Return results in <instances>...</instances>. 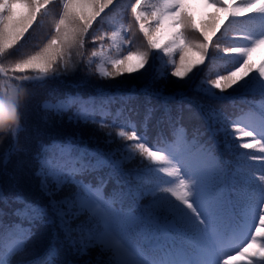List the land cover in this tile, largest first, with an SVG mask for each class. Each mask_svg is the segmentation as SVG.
<instances>
[{
  "label": "snow or ice",
  "instance_id": "snow-or-ice-1",
  "mask_svg": "<svg viewBox=\"0 0 264 264\" xmlns=\"http://www.w3.org/2000/svg\"><path fill=\"white\" fill-rule=\"evenodd\" d=\"M53 2L0 0V76L7 83L2 93L4 98H0V132L10 141L4 149V138L0 136V164L6 165L11 155L20 150L19 132L23 130L24 112L18 96L23 94L22 84L35 82L43 86L47 79L75 71L76 58L84 57L81 50L87 38L101 42L102 46L108 36L94 35L90 30L98 17L102 19L105 9L114 5V0H59L54 34L38 50L6 66L5 61L26 40V34H30L40 15ZM204 2L213 7L219 5L218 11L225 13L223 19L229 24L245 17L252 23L258 19L260 25L258 33L242 32L245 46L223 49L226 54L242 58L243 63L235 71L209 80L206 93L215 94L214 90L223 93L234 86L247 88L248 81L256 79L258 73L256 87L264 95V63L258 68L250 63L251 53L264 46V0H243L240 4L235 0ZM130 12L149 49L169 55L177 49L180 51L181 63L172 72L178 78L186 77L194 67L205 62L210 55L209 45L214 43L213 36L221 30L215 13L206 26H198L186 11V0H158L151 4L135 0L130 4ZM149 17L156 31L166 25L176 29L168 43L161 45L153 30L146 26ZM189 30L199 31L202 39L189 45L185 37ZM108 38L115 41L122 37L120 32L113 31ZM193 47L200 55L185 64L184 52ZM215 47L219 49V44ZM101 55L102 51L91 52V56ZM133 55L136 63L126 65ZM148 61V51L135 54L129 51L127 56L111 60L113 71L104 67L97 70L102 76L111 77L144 69ZM88 63H91L90 57ZM96 104L92 98L68 95L54 103L46 99L42 108L55 109L57 115H62L75 107L70 121L95 123L92 112ZM212 114L215 116V111ZM181 119L179 115L173 119L165 113L162 120L169 124L171 135H165L161 129L153 146L149 145L147 135L139 133L135 126L131 132L121 129L117 135L131 143L123 149L117 148L106 159H94L95 152L86 146L74 145L71 140L42 145L35 156L39 164L36 175L47 203L28 200L19 193L9 199L0 192V202L6 207L17 205L11 211L17 218L13 222H6L8 213L0 208V264H56L57 237L61 234L62 240L82 255L98 249L97 259L105 257L103 264H264V207H259L264 204V175L259 177L258 200L237 191L235 186L226 190L225 170L216 146L201 142L198 130H194L189 140L182 128L175 127ZM220 125L226 147H232L227 142L231 138L236 142L235 147L258 153L239 152L234 175L245 174L240 162L248 159L260 162L264 168V113L252 114L243 120L222 119ZM117 152L122 159H111ZM137 157V167L130 170L119 167L122 179L113 171L102 172ZM254 180V176H247L248 182ZM113 181L111 191H107ZM242 201L246 208L243 223L237 211ZM37 223L55 224L58 231L53 232L52 241L42 249L43 260H27V256L39 255L32 243Z\"/></svg>",
  "mask_w": 264,
  "mask_h": 264
},
{
  "label": "trees",
  "instance_id": "trees-1",
  "mask_svg": "<svg viewBox=\"0 0 264 264\" xmlns=\"http://www.w3.org/2000/svg\"><path fill=\"white\" fill-rule=\"evenodd\" d=\"M134 2L135 0H114V5L105 9V12L101 14L102 19L98 17L90 30L94 35L108 34V36L113 31H118L122 38L113 41L106 36L101 46V42H93L92 38L88 37L84 49L81 50L84 57L76 58L75 71L47 79L43 86L35 82L22 84L24 91L18 96L19 105L24 112L23 130L19 132L20 150L11 155L6 165L0 164V192L9 199L19 193L28 200L46 204L47 197L40 190V178L36 175L39 164L35 156L42 145L54 142L64 144L71 140L74 145L86 146L90 151L95 152L94 159L110 158V153L117 148L123 149L131 143L117 135L121 129L131 132L135 126L139 133L147 135L150 146L158 142L157 134L161 129L165 135H171L169 124L162 120L165 113H169L173 119L178 115L182 117L175 127L182 128L189 140L192 139L194 130H198L201 142L215 145L217 153V147H220L229 165L231 185L233 184L237 191L246 195L251 194L254 201L258 200L260 195L258 185L261 183L259 177L264 175L261 163L250 159L241 161L246 172L244 175H234L238 167L236 155L239 152L258 153L253 149L235 147L236 142L231 138L227 142L232 147H226L224 134L219 131L222 119L236 120L239 118L243 120L254 114L246 104H254L264 113V95L256 87L258 73H256V79L248 81L247 88L234 86L223 93L220 90H214L215 94L206 93L209 80L215 79L217 75H226L229 71H235L243 63V59L236 54L223 52L225 47L245 46L243 41L231 40L233 36L242 37V34L227 30L226 27L223 29V26L220 32L213 36L214 43L209 45L210 55L205 62L196 66L189 78L184 80L178 78L174 81L172 72L175 66L180 64V51L177 49L169 55L161 50L148 48L143 33L139 31L138 23L131 16L130 4ZM219 7V5L213 7L206 4L204 0H186V11L194 17L198 26H206L213 19L212 14L214 13L216 23H220L225 13L218 11ZM17 11L19 12L20 9ZM59 11V0H54L48 10L40 15L39 22L33 26V29H30V34H26V40L5 61L6 66L38 50L47 42L54 34L53 26ZM145 23L153 30V34L161 45L168 43L172 33L176 31L174 27L167 25L156 31V26L150 17ZM205 30L210 33L207 27ZM255 30L260 31L258 26H255ZM221 33L229 39L220 37ZM185 37L189 45L198 43L202 39L199 31L191 30L185 33ZM215 44H219V49L215 47ZM141 48L143 52H149L146 74L142 75V69L138 73L139 77L144 76L142 81H134L136 78H131L124 73L104 77L97 70L99 67H104L113 71L111 60L121 59L127 56L129 51L134 54L138 53ZM93 50L102 51L103 55L91 56ZM195 51L197 49L194 47L186 49L185 58L188 59V56ZM105 56L109 60H105ZM89 57L90 64L88 63ZM131 62L132 60L126 61V65L132 64ZM250 63L257 68L264 63V46L257 47L251 53ZM6 87L5 79L0 76V98H4L2 93ZM247 90L257 91L260 95L242 94ZM68 95H78L83 99L92 98L97 101L92 112L95 123L91 120L88 123L70 121L69 116L76 111L75 107L62 115H57L55 109L42 108L44 100H51L54 103L57 99ZM20 110L21 108H18V111ZM213 111L216 113L215 116L212 114ZM105 125L108 127H104ZM225 126L230 127V125ZM108 132L113 135L109 137ZM0 136L4 138V149H7L10 143L9 138L3 132H0ZM109 140L111 143L108 142ZM111 159L117 160L122 157L117 152L116 156ZM138 163L139 157L132 161H125L115 169L105 168L102 172L113 171L117 178L122 179L119 175V167L130 170L137 167ZM247 176H254L255 180L248 182ZM113 183L114 181L109 183L107 191H111ZM16 206L6 207L3 202H0V208L8 213L5 220L9 222L17 220L11 215L12 208ZM259 207H264V204ZM56 231L58 230L55 224L37 223L32 243L36 245V252L39 255L27 256L25 259L43 260L42 249L52 241V234ZM57 240L59 250L55 258L56 264H103L105 257L97 259L98 249H90L87 255H82L62 240V234L57 237Z\"/></svg>",
  "mask_w": 264,
  "mask_h": 264
},
{
  "label": "rangeland",
  "instance_id": "rangeland-1",
  "mask_svg": "<svg viewBox=\"0 0 264 264\" xmlns=\"http://www.w3.org/2000/svg\"><path fill=\"white\" fill-rule=\"evenodd\" d=\"M19 9V8H18ZM20 11H21V9H20ZM140 52H143V49L141 48L140 49ZM199 52L198 51H195L192 55H189L188 56V59L187 58H185V61H184V63L185 64H188V63H190L192 60H194V59H197L198 57H199ZM105 60H109V58L107 57V56H105ZM132 65H134L135 63H136V56L135 55H133V57H132ZM181 63V62H180ZM129 65V64H128ZM165 65V64H164ZM147 67H148V64H146V66H145V68L144 69H142V75L144 74H146V71H147ZM195 68V67H194ZM194 68H193V70H194ZM140 72V70L139 71H137V72H132V73H124L125 75H129L131 78H136L134 81H138V82H140V81H142L143 80V77L144 76H138V73ZM193 72V71H192ZM192 72H190L186 77H184V78H181V80H184L185 78H189V76H190V74H192ZM134 73H135V75H134ZM173 79H174V81H176V79H178V77H175V76H173ZM183 86V85H182Z\"/></svg>",
  "mask_w": 264,
  "mask_h": 264
}]
</instances>
